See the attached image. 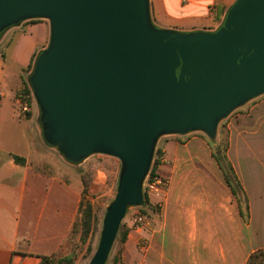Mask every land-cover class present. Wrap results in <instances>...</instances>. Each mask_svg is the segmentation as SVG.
I'll return each instance as SVG.
<instances>
[{"label":"water","instance_id":"water-1","mask_svg":"<svg viewBox=\"0 0 264 264\" xmlns=\"http://www.w3.org/2000/svg\"><path fill=\"white\" fill-rule=\"evenodd\" d=\"M45 19L50 38L29 76L45 143L70 161L117 158L99 244L105 264L158 138L201 130L264 93V0H236L214 31L156 27L148 0H0V34Z\"/></svg>","mask_w":264,"mask_h":264},{"label":"crops","instance_id":"crops-1","mask_svg":"<svg viewBox=\"0 0 264 264\" xmlns=\"http://www.w3.org/2000/svg\"><path fill=\"white\" fill-rule=\"evenodd\" d=\"M235 1L148 0V4L156 27L195 32L216 30ZM49 38L45 19L25 20L0 34V264H40L42 258L68 257L80 241V234L73 232L79 189L67 185L63 176L33 169L31 154L16 151L18 136H23L18 131L23 124L19 99L26 83L22 73L47 47ZM31 99L25 122L34 124L37 138L53 153L55 148L41 138L42 130L35 123L39 108ZM176 150L171 141L160 145L165 161L160 173L168 178V186L162 197L150 201L155 206L160 202L155 219L141 229L132 222L125 225L116 264H246V224L223 176L211 177L207 170L196 169L189 177L181 169L183 162L174 158ZM258 153L256 167L263 162ZM14 157L24 163H16ZM239 179L260 214L255 218L257 245L250 246L252 251L264 247V193L252 196L250 182Z\"/></svg>","mask_w":264,"mask_h":264},{"label":"rangeland","instance_id":"rangeland-1","mask_svg":"<svg viewBox=\"0 0 264 264\" xmlns=\"http://www.w3.org/2000/svg\"><path fill=\"white\" fill-rule=\"evenodd\" d=\"M220 25L221 23L218 24L217 28ZM35 60L36 57L31 65L33 67ZM33 67L29 70L30 72L26 71L22 73L23 78L28 83ZM11 68L12 71L15 70L13 67ZM29 88L31 89L32 98L34 99L31 85H29ZM28 96L27 99L28 102H30L32 99L30 94ZM18 113L23 116H21L23 124L18 129L19 132H22L23 136H18L17 146L19 149L16 151L31 154L30 159L32 160L31 164L33 169L40 172L51 171L57 177L63 176L64 179H66L67 185L79 189V208L82 207L81 209H84L89 207L91 209V231L84 242L79 239L80 241L75 247V252L71 255V264H88L99 244L106 209L113 201L116 194L121 163L115 157L98 153L89 155L81 161L68 160L56 148L53 150V153H50L47 150V146L42 145L41 141L37 138L34 131V124L25 122V115L21 114L19 111ZM40 116L39 110L35 123L41 130ZM263 121L264 93L248 100L246 103L233 109L225 117L221 118L216 125L213 138L201 130H193L185 134H167L158 138L154 149L155 154V151L157 149L159 150L162 142L171 141L175 143L177 150L174 154V158L183 162L181 169L183 168L188 171L189 177L194 175L196 169L207 170V175L211 177L221 176L222 172L217 168L218 166L212 158V155L219 154V157H221L225 154L246 197L247 209H245L242 193L237 185L232 182L237 194L236 197H233L237 205H241L243 214L248 216L247 222L244 223L247 228V260L251 253L257 250H264V247L254 248L252 251L250 249V246L254 247V245H257L255 218H259L260 214L255 212V206L251 204L249 195L241 184L239 177L242 176L246 178L247 183L248 181L250 182L248 188H251L252 196L256 194V192L264 193V183L259 179H264V152L262 151L264 148V131H262L264 130ZM41 138L45 142L43 136H41ZM158 144L160 145L158 146ZM256 151L259 152L258 154L261 155L263 159L259 167H256L254 163ZM171 164L170 162L167 165ZM222 165L223 170L229 173L223 161ZM256 177L259 178L257 179ZM210 180L212 179L210 178ZM152 208L153 210L156 209L155 206ZM140 210V207H128L127 213L120 223L116 238L105 264H116V260L119 259L120 254V239L126 231L125 225L132 222L134 213L140 212ZM146 213L153 220L158 212L154 213L147 207ZM80 218H82V215L79 210L74 234H81L79 224ZM53 264L68 263H59L58 259H53Z\"/></svg>","mask_w":264,"mask_h":264},{"label":"trees","instance_id":"trees-1","mask_svg":"<svg viewBox=\"0 0 264 264\" xmlns=\"http://www.w3.org/2000/svg\"><path fill=\"white\" fill-rule=\"evenodd\" d=\"M31 65L32 64L28 65L27 69L24 70V71L31 70V67H33ZM28 84L29 83L27 81H26V83L25 82L23 83V89L21 90V95H27L28 96L29 94H31V89L29 88L30 84L29 85ZM26 116L28 117L29 115L26 114ZM160 157H162L161 153L157 149L155 151V154L153 156V160H152V163H151V167H150V171L151 172L153 170V167H154V164H155L156 160L158 158H160ZM212 158L216 162L218 168L221 170L224 182L226 183L227 187L230 189L232 195L235 196V197H236L237 194H236L235 189H234V187L232 185V182H234L237 185L238 189L240 190V192L243 195L245 209H247V202H246L245 193L242 190V188H241V186L239 184V181H238V179H237V177H236V175H235V173H234V171L232 169V166L229 163V161H228L227 157L225 156V154L223 156H221V157H219V154H213ZM14 161L16 163H21V164L24 163V160L22 158H19V157H14ZM222 161L225 164V166L227 167V170L229 171V173L223 170ZM154 206L149 201L147 196H145L144 197V204L142 205V207H140L141 208L140 213L146 215L151 220L150 216L146 213V208L149 207L152 212L156 213L158 210H157L156 206H155L156 209L153 210L152 207H154ZM238 207H239L240 217L242 218L243 222L246 223L248 216L243 214V212L241 210V205L238 204ZM81 208L82 207L79 208L80 213L82 215V218H80V223H79L80 224V228H81L80 240L82 242H84L85 238L88 236V234L90 233L91 228H92L91 227L92 226V214H91V209L89 207H86L84 209H81ZM76 226H77V224H74L73 232H74ZM125 237H126V232L123 233L120 241L124 242L125 241ZM117 260H116V262H117ZM58 262L59 263L71 264L72 263L71 256L60 258V259H58ZM40 264H53V260H49L47 258H42V261H41ZM246 264H264V250H257L255 252L251 253Z\"/></svg>","mask_w":264,"mask_h":264},{"label":"built area","instance_id":"built-area-1","mask_svg":"<svg viewBox=\"0 0 264 264\" xmlns=\"http://www.w3.org/2000/svg\"><path fill=\"white\" fill-rule=\"evenodd\" d=\"M30 97L32 98V93L30 94ZM18 109L20 113L23 115H25L29 111V102L27 99V95H21V98L19 99ZM164 163L165 161L162 157L158 158L154 164L152 172L149 170L146 179L143 183V194L144 197L147 196L149 201H151V199H157L162 197L168 186V182H169L168 178L160 173V168ZM159 204L160 202L158 201L156 206H159ZM149 223H150V219L146 215L140 212L134 213L132 217L133 226L141 229L142 227L148 225ZM145 246L146 244L142 243V247L144 248Z\"/></svg>","mask_w":264,"mask_h":264}]
</instances>
